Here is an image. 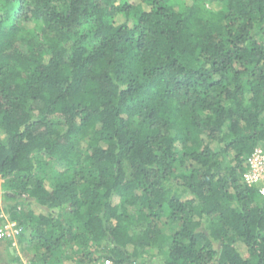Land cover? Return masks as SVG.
Wrapping results in <instances>:
<instances>
[{
	"label": "trees",
	"instance_id": "1",
	"mask_svg": "<svg viewBox=\"0 0 264 264\" xmlns=\"http://www.w3.org/2000/svg\"><path fill=\"white\" fill-rule=\"evenodd\" d=\"M256 146L264 0H0V222L30 264H264Z\"/></svg>",
	"mask_w": 264,
	"mask_h": 264
},
{
	"label": "built area",
	"instance_id": "2",
	"mask_svg": "<svg viewBox=\"0 0 264 264\" xmlns=\"http://www.w3.org/2000/svg\"><path fill=\"white\" fill-rule=\"evenodd\" d=\"M242 181L248 186H256L260 194H264V148L256 146L248 156L247 168L242 174ZM19 228L12 221H6L0 226V238L11 240L13 246L17 245L16 237ZM20 264H30L29 261L20 256ZM88 264H112L109 260L101 259Z\"/></svg>",
	"mask_w": 264,
	"mask_h": 264
},
{
	"label": "rangeland",
	"instance_id": "3",
	"mask_svg": "<svg viewBox=\"0 0 264 264\" xmlns=\"http://www.w3.org/2000/svg\"><path fill=\"white\" fill-rule=\"evenodd\" d=\"M3 204L4 200L1 199V205ZM1 225L2 223L0 222V226ZM15 255H20L27 259L30 257L31 253H27L24 246L19 243L16 246H13L12 241H7L3 238H0V264H11L12 258ZM14 263L18 264L17 262Z\"/></svg>",
	"mask_w": 264,
	"mask_h": 264
}]
</instances>
